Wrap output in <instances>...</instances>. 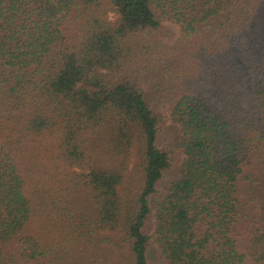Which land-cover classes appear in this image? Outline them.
I'll use <instances>...</instances> for the list:
<instances>
[{
	"label": "trees",
	"instance_id": "trees-1",
	"mask_svg": "<svg viewBox=\"0 0 264 264\" xmlns=\"http://www.w3.org/2000/svg\"><path fill=\"white\" fill-rule=\"evenodd\" d=\"M263 8L0 0V264H264Z\"/></svg>",
	"mask_w": 264,
	"mask_h": 264
},
{
	"label": "rangeland",
	"instance_id": "rangeland-1",
	"mask_svg": "<svg viewBox=\"0 0 264 264\" xmlns=\"http://www.w3.org/2000/svg\"><path fill=\"white\" fill-rule=\"evenodd\" d=\"M263 15H264V8H263ZM164 25L168 26L172 30L173 40L171 42H167L169 44H172L180 37V29H179V27L177 25L172 24V23L165 22ZM170 124H171V120L168 119V125H170ZM181 158H183V156L178 157L175 160V163L173 164L172 169L170 170V172L166 176V179L164 181L163 186H165L166 184H168L169 182L175 180L178 177L179 172H180V167H181V164H182L181 163L182 162ZM105 235L114 238V234H105ZM102 253H105V251L103 252V251L95 250L93 257H94L95 260H99L100 259L101 260L100 262L104 263L105 255H102ZM101 258H103V259H101ZM149 258H150V263L151 264H164V262L162 261V258H161L160 251L158 249V246L155 244L154 239L152 240V243H151L150 257Z\"/></svg>",
	"mask_w": 264,
	"mask_h": 264
}]
</instances>
